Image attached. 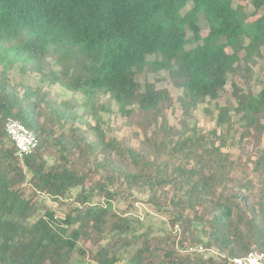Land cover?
<instances>
[{"label": "trees", "instance_id": "trees-1", "mask_svg": "<svg viewBox=\"0 0 264 264\" xmlns=\"http://www.w3.org/2000/svg\"><path fill=\"white\" fill-rule=\"evenodd\" d=\"M249 3L251 13L241 0H0V264H231L264 253V67L262 88H250L264 0ZM16 64L85 106L107 95L121 116L137 115L143 138H106L98 121L80 130L74 102L10 81ZM145 69L181 89L175 125L169 91L137 81ZM229 77L233 103L217 104L216 127L191 123ZM7 117L38 139L21 159Z\"/></svg>", "mask_w": 264, "mask_h": 264}, {"label": "rangeland", "instance_id": "rangeland-1", "mask_svg": "<svg viewBox=\"0 0 264 264\" xmlns=\"http://www.w3.org/2000/svg\"><path fill=\"white\" fill-rule=\"evenodd\" d=\"M237 1L238 0H234V4ZM241 1L244 4L246 13H251L253 11V8L250 5L249 0L246 2L243 0ZM188 7L189 5L184 8L183 11H185ZM199 25L201 30L200 35L205 36L208 31L206 22L202 21ZM186 36L188 39L187 47L194 46L196 41L193 40L192 33L189 29H187ZM261 52L264 53V48L261 49ZM153 58V56H147L148 60H152ZM12 67L13 68L9 72V78L10 81L17 86L26 84L40 85L44 91L50 94L51 98L56 99L57 101H65V103L68 104L74 102L75 113L82 115L81 120L77 119L76 122V126L80 130L86 129L88 124L94 125L98 121L99 125L103 128L106 138L111 136H114L116 138H126L130 139V141L134 144H138L139 140L143 138L141 128L137 123V115L131 116L129 118L121 116L117 104L107 95L97 96L93 103L85 106L82 94H71V92L63 88L58 83L48 84L47 82H41L38 76L35 74L29 72H20L18 70L19 65L17 64L13 65ZM263 67L264 59L259 60L256 66L253 67V76L250 81V88L254 93H257L263 86ZM55 70H57V67L55 68ZM233 80L238 84V86L245 88L242 78L238 77L234 78ZM137 81L141 85L146 81L155 82L158 88H166L169 91L170 102L167 104L166 119L169 125H175L180 114L178 98L181 95V89L172 83V80L169 78L168 74L165 71L152 73L145 69L140 75L137 76ZM216 102L217 103L205 100L200 103L192 112L194 119L191 120V123L196 122L197 125H199L204 131H208L216 127L217 104L224 105L233 103L230 77L227 85L225 86V90L220 94V97ZM232 119H234L235 126H237V117L233 116ZM67 126L68 124L66 125V127ZM149 133L150 132H148V134ZM262 140H264V136ZM224 150L229 151L231 158H235L237 156V148L231 144H227L226 147H224ZM22 188H24L25 194H28L31 189L28 184H23ZM39 199L43 200L45 205L49 207H57V203L49 197H39ZM135 206L137 208V215L144 222H154L155 226L160 224V220L156 217L149 220L145 213L147 211V208L144 204L137 203Z\"/></svg>", "mask_w": 264, "mask_h": 264}, {"label": "built area", "instance_id": "built-area-1", "mask_svg": "<svg viewBox=\"0 0 264 264\" xmlns=\"http://www.w3.org/2000/svg\"><path fill=\"white\" fill-rule=\"evenodd\" d=\"M4 130L15 148V155L20 159L31 153L38 145L36 135L16 118L7 117L4 121ZM195 250L204 251L201 247ZM228 262L231 264H264V253L252 250L242 256L228 258Z\"/></svg>", "mask_w": 264, "mask_h": 264}]
</instances>
